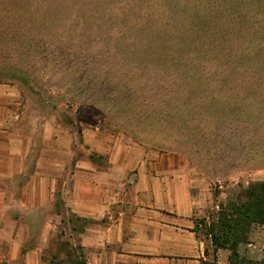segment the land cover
I'll return each mask as SVG.
<instances>
[{
  "label": "rangeland",
  "instance_id": "obj_1",
  "mask_svg": "<svg viewBox=\"0 0 264 264\" xmlns=\"http://www.w3.org/2000/svg\"><path fill=\"white\" fill-rule=\"evenodd\" d=\"M0 88L15 93L3 108L18 110L23 140L34 134L29 171L52 153L55 125L76 141L96 130L181 152L206 174L197 226L208 262L264 264V226L251 227L235 258L215 256L207 235L222 205L264 181V0H0ZM55 191L62 204L35 191L32 207L21 190L5 201L0 217L18 232L20 263H86ZM9 251L1 239L0 264Z\"/></svg>",
  "mask_w": 264,
  "mask_h": 264
},
{
  "label": "crops",
  "instance_id": "obj_2",
  "mask_svg": "<svg viewBox=\"0 0 264 264\" xmlns=\"http://www.w3.org/2000/svg\"><path fill=\"white\" fill-rule=\"evenodd\" d=\"M14 99L12 90L0 88V215L5 201L16 202L13 193L19 190L28 194L26 201L32 207L35 191L47 194V202L62 204L57 189L65 206L59 213L63 214L60 224L72 229L86 264L208 261L207 246L196 232L208 201L206 174L191 165L186 154L147 151L121 138L104 139L96 130L84 131L76 141L55 125L45 139L52 153L41 160L36 174L33 164L32 171L28 169L34 134L23 140L14 126L18 110L3 108V103L12 104ZM76 142L80 147L84 144L86 153L74 148ZM21 177H26L25 184ZM13 203H7L8 207ZM12 222L0 217V240H6L10 250L7 264H30L31 259L18 260L24 246H19Z\"/></svg>",
  "mask_w": 264,
  "mask_h": 264
},
{
  "label": "trees",
  "instance_id": "obj_3",
  "mask_svg": "<svg viewBox=\"0 0 264 264\" xmlns=\"http://www.w3.org/2000/svg\"><path fill=\"white\" fill-rule=\"evenodd\" d=\"M253 225L264 226V181L241 188L232 201L222 205L217 222L208 225L207 235L211 236L215 256L219 249H229L233 252L232 258L237 257L240 244L249 241ZM202 264L211 263L203 261Z\"/></svg>",
  "mask_w": 264,
  "mask_h": 264
}]
</instances>
